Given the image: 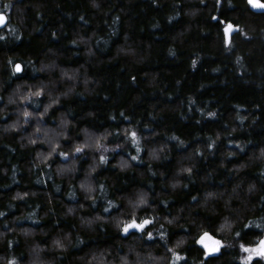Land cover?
Wrapping results in <instances>:
<instances>
[{"label": "trees", "instance_id": "16d2710c", "mask_svg": "<svg viewBox=\"0 0 264 264\" xmlns=\"http://www.w3.org/2000/svg\"><path fill=\"white\" fill-rule=\"evenodd\" d=\"M0 13V264H264V10L0 0ZM133 217L151 223L123 232Z\"/></svg>", "mask_w": 264, "mask_h": 264}, {"label": "snow or ice", "instance_id": "6c2138e0", "mask_svg": "<svg viewBox=\"0 0 264 264\" xmlns=\"http://www.w3.org/2000/svg\"><path fill=\"white\" fill-rule=\"evenodd\" d=\"M249 3L252 4L254 7L264 8V0H249ZM6 21V17L3 16V14H0V24L4 23ZM232 28V25L229 24L227 28H225V32L227 33L229 29ZM17 71L20 70V65H16ZM36 95H39L40 93H35ZM25 115H29L28 113H25ZM133 136H135V133H132ZM80 148H77L76 151H80ZM63 155H67L64 153ZM101 159H104L101 157ZM141 203H146V201L141 200ZM151 223L148 219H142L137 221L135 217H133L129 222H126L123 227L122 231L125 233H128L130 229H137L143 231L145 229L146 225H149ZM152 233L148 232V236L151 237ZM213 240L214 245L218 246L220 244V241L215 240L213 237H211L208 233H204L203 236L200 239V243L204 244L205 239ZM261 247L258 250V255L264 256V240H261L260 242ZM205 247H208L207 244H205ZM243 247V246H242ZM210 251H216L217 247H212L209 249ZM249 249L245 248V251H248Z\"/></svg>", "mask_w": 264, "mask_h": 264}, {"label": "rangeland", "instance_id": "374dc122", "mask_svg": "<svg viewBox=\"0 0 264 264\" xmlns=\"http://www.w3.org/2000/svg\"><path fill=\"white\" fill-rule=\"evenodd\" d=\"M20 71V70H19ZM19 71H17L16 70V72H19ZM44 127H43V125H40V128H38V130H36V131H41L38 135L37 134H35L36 136H37V138H39V139H41V138H46V136H48V137H50L51 135H52V132L51 131H49L47 134H42V132L44 133V132H46V131H44ZM38 139V140H39ZM91 138H88V140H90ZM46 140V139H45ZM36 142H38V141H36ZM89 143H91L90 145H92V141L90 140L89 141ZM48 144H49V142H48ZM139 221V220H138ZM139 231V230H138ZM207 245H208V247H206V249H209V245H210V243H207ZM261 246H259L258 248H257V251L259 250V248H260ZM254 252H256V250H253ZM33 258V257H32Z\"/></svg>", "mask_w": 264, "mask_h": 264}, {"label": "water", "instance_id": "95a60500", "mask_svg": "<svg viewBox=\"0 0 264 264\" xmlns=\"http://www.w3.org/2000/svg\"><path fill=\"white\" fill-rule=\"evenodd\" d=\"M250 6H251L252 9H254V10H256V11L264 10V8L254 7L252 4H250ZM0 14H3V13H0ZM3 16H5V15L3 14ZM4 23H5V22H4ZM4 23L0 24V28L4 25ZM227 27H228V25H226L225 28H227ZM234 29H235V28L232 27V28L229 29V31H228L227 33L225 32L226 37H229V35L232 33V31H234ZM16 70H17V69H16Z\"/></svg>", "mask_w": 264, "mask_h": 264}]
</instances>
